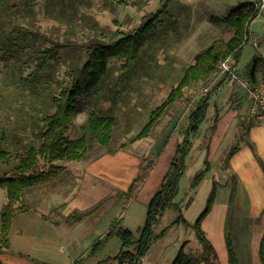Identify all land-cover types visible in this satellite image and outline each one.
<instances>
[{"label":"rangeland","instance_id":"1","mask_svg":"<svg viewBox=\"0 0 264 264\" xmlns=\"http://www.w3.org/2000/svg\"><path fill=\"white\" fill-rule=\"evenodd\" d=\"M242 1L244 0H204L205 4L201 2L200 6H205L206 10L201 8L200 14L196 11V19L203 18L197 22L193 20L195 25L190 23L193 3L188 1L182 4L179 0H37L34 3L27 0H4L0 4V145L11 150L16 163V154L23 153L29 145L40 142V134L46 128L42 118L55 111L52 96L69 85L71 69L83 65L87 59L83 47L92 42L110 43L117 38L116 32L119 31L133 32L142 24L145 15L153 14L167 3V9L157 22L153 37L144 45L133 67L123 71L121 67L124 60L121 57L110 58L109 73L104 82L82 97L83 111L76 115L66 133L72 139L81 136L93 110L116 118L111 144L102 146L94 141L89 156L79 162L97 160L105 154L113 153V160L122 164V168L113 170L111 175V181L115 185L111 192L108 193L107 184L100 187V192H107L108 195H105V201L94 210L104 205L98 215L107 213L111 220L114 216L123 215L138 236L139 228L137 231L136 227L140 225L141 217L144 218L146 214L145 193L155 182V175L160 174L169 160L173 159L177 143L185 137L188 115L204 94L205 82L201 81L186 88L184 97L176 100L150 134L142 138L136 136L148 121L151 110L168 96L188 65L195 62L196 54L214 41H227L231 38V30L220 29L209 17L227 15L234 5ZM255 1L260 8V15L250 24L248 41L239 60L234 57L240 74L251 81L253 79L250 72L255 60L258 66L256 80L264 79V0ZM201 22L205 23L202 27L205 34L197 43L194 41L197 35L194 30L196 27L201 28ZM184 41H187V45ZM58 44H70L71 47L52 50L51 59L47 64L43 63L44 68L39 70L40 63L44 61L41 55ZM222 79V87L217 92L214 90L212 95L201 134L191 139L193 144H207L208 137L203 138L204 132L206 127H211L209 125L213 123L217 110L219 115L226 118L238 114L241 120L245 117L251 121L248 114L249 102L244 90L233 81ZM172 124L174 131L165 135L164 131L171 128ZM239 127L236 135L231 136L232 149L239 147L245 138V128L241 125ZM167 140L169 145L166 148ZM194 148L195 146L191 147L187 156V168L181 178L180 191L176 198V201L181 202L189 222H194L205 207L212 186L217 185V178L234 180L232 175L226 176L228 165L223 164V156L215 160L213 173L217 177L213 180L205 177L197 187L192 188L195 176L207 168L206 162L202 166L197 163L196 157H190L196 151ZM119 151L121 156L116 158L118 155L114 154ZM59 162L65 166L67 162L76 161ZM142 163L145 166L150 165L149 173L130 206L129 202L120 201L116 195L128 190L132 181L140 176ZM0 170L7 171L9 167L0 162ZM54 182L55 178L34 187L45 192ZM87 191L83 186L80 196L93 199V193ZM227 194V190L221 191L217 204L204 220V228L217 250V263L231 264L227 246V236L231 233L240 264H261L258 248L264 233V213L259 217L243 218L240 216V206L235 205L229 216L227 215L226 229L223 231L220 222L224 220L221 217L222 204L225 205ZM6 197V189L3 187L0 189V210ZM234 198L232 202L227 199V202L233 205ZM18 205L36 209L41 206L30 199L20 201ZM61 207L63 204L53 211L60 210ZM16 214L19 212L16 211ZM55 215H61V212ZM178 215L177 208L171 207L165 211L156 226V232L165 229L164 234L153 242L141 264H170L180 249L192 259L201 254V244L194 230L183 223L174 224ZM120 246V238L114 236L89 262L97 263L108 256H114Z\"/></svg>","mask_w":264,"mask_h":264},{"label":"trees","instance_id":"2","mask_svg":"<svg viewBox=\"0 0 264 264\" xmlns=\"http://www.w3.org/2000/svg\"><path fill=\"white\" fill-rule=\"evenodd\" d=\"M3 1L0 0V4ZM27 1L34 3L37 0ZM166 9L167 3L153 14L145 15L142 24L133 32H116L117 38L110 43L92 42L83 47L86 50L87 59L83 65L81 64L71 69L69 85L63 87L58 94L52 96L55 111L42 118L46 128L40 134V142L31 144L23 153L16 154V163L11 150L0 145V162L9 167L7 171L2 172L0 170V189L4 187L7 195V202L0 210V253L6 252L10 247L9 233L12 218L16 214V211L29 209L28 206L18 205L23 193L27 189L59 176L65 169V166L59 161H80L87 158L94 141L102 146H109L111 144L117 120L112 115L100 114L94 110L90 112L84 125V133L81 136L72 139L66 133L76 115L83 111L82 97L97 89L104 82L109 73L110 58L121 57L124 60L121 67L123 71L132 68L138 60L144 45L153 37L157 29V22L161 20V15ZM259 15L260 8L255 0L239 2L230 9L227 15H211L209 19L213 24L220 29L225 28L233 32L231 38L227 41H214L196 54L195 62L188 65L183 76L168 96L151 110L148 121L136 137L142 138L150 134L153 127L160 122L162 116L176 100L184 97L185 89L201 81H206L216 70L221 59L232 55L239 60L244 45L248 41L250 24ZM70 47V44H65V46L58 44L51 49H47L41 55L44 61L40 63L39 70L44 68L45 65L43 63L47 64L46 62L51 59L52 50ZM257 70V61L255 60L253 70L250 72V77H252L253 81H256ZM222 82L223 79L211 91L203 94L188 115L189 122L185 129L186 135L181 142L177 143L176 152L170 162L169 168L159 188L153 193L147 203L145 221L139 235L136 236L129 227L124 225L122 218L115 217L111 221L107 231L101 237L94 240L86 255L77 258L71 264H141L143 258H145L151 249L153 242L163 236L165 229L162 231L163 233H157L156 226L159 224L165 211L171 207L177 208L179 211L174 224L183 223L194 230L201 244V254L196 259H192L187 256L183 249H180L170 264H218L217 250L204 228V220L214 206L217 196V185L214 184L212 186L206 205L194 222H189L186 219L184 208L181 202L176 201V198L180 191L181 178L187 168V156L193 146L191 139L197 136L201 123L206 119L210 98L214 90L216 91L221 86ZM218 118L219 113L217 111L214 115L211 128L214 129L216 127ZM236 149L237 147L229 151L227 159H230ZM209 168L207 165V168L201 170L195 176L191 184L192 188L200 184ZM149 169L150 165L145 166L142 163V171L140 170L139 172L140 176L132 181L128 190L118 195L126 198L127 201L132 200L136 196L141 183L146 179ZM235 189V186H233L230 202L233 201ZM95 207L85 211V213H89ZM60 210H52L49 213L56 212L59 214ZM55 214H46L45 216L58 223L63 218L76 220L83 213L75 211L67 216L57 215L58 217ZM114 236H118L121 240L120 249L114 256H108L97 263L86 261L87 258L97 256ZM227 246L230 263L240 264L231 233H228L227 236ZM258 254L261 264H264V233L259 242ZM17 255L29 258L39 264H54L29 254L18 253ZM1 264L4 263L1 262Z\"/></svg>","mask_w":264,"mask_h":264},{"label":"crops","instance_id":"3","mask_svg":"<svg viewBox=\"0 0 264 264\" xmlns=\"http://www.w3.org/2000/svg\"><path fill=\"white\" fill-rule=\"evenodd\" d=\"M179 1L182 4H185L184 1L193 3V10L191 11L192 19H190V23L196 25L195 22L201 20L203 17L201 19H196L195 13L196 11L199 13L200 9L203 8L200 6V3L202 2L204 5V0ZM215 2L217 3V1ZM203 9L206 10L205 6ZM193 20L195 21L194 23ZM204 24V22H201L199 25L201 28L196 27L194 30L195 34H197L194 41L197 43H199L200 38L203 37L202 35L205 34L203 33L205 30L202 29V27L205 26ZM212 30L214 29L212 28ZM184 42L187 45V41ZM181 47H183V44H181ZM222 85L223 84H221L220 88ZM211 99L212 97L209 103ZM250 120L251 121L245 117L241 120L238 114L230 115L228 118L220 114L216 127L214 129L211 128L213 125L212 123L209 125L211 126L209 127L210 130H208V127L205 129L206 131L204 132L203 138L206 136L208 137L207 144L198 146L194 142L192 146H195L194 151H196L193 152L190 157H196L195 159L198 164L203 166L206 162V166L208 165L210 167L205 177H208V179L211 178L212 180L217 177L215 173H213L215 170V160L223 156V164L228 165L226 176L230 177L232 175L234 177L233 181L229 179H216L218 180L217 196L213 208L217 204L218 197L222 190H227V199L229 200L232 187L235 186L236 188L233 205L229 204L227 199L224 201L225 205L222 204L223 214H221V217L223 216L224 220L220 223L222 224L221 229L223 231L226 229L227 215L229 216L231 208H234L235 205L240 206V216L243 218H250L252 216L259 217L264 213V122H259V120L253 117H250ZM202 123L197 137L202 132ZM240 125L245 128L243 135L245 138L242 140L239 147L235 146L237 147L236 151L230 159H227V154L232 149L230 148L231 136L236 135L240 129ZM173 126L172 124L171 128L164 131L165 135L172 133V130L174 131ZM167 144L169 145L168 140L165 143V147L168 146ZM120 154L119 151L114 155H118L116 157L118 158L121 156ZM112 155L113 153H108L97 160H88L85 163L79 161L67 162L65 163L63 172L55 178L53 185L48 187L45 192L34 186L27 189L25 193H23L21 201L30 199L31 201H37L42 207L39 206V208L36 209L28 206V210L19 211V214L13 216L9 233L10 247L6 252L0 253V264L1 262L4 264H39L29 258L17 255L18 253L29 254L54 264H71L77 258L86 255L94 240L104 234L111 221L116 217L114 216L111 220V217L108 216L109 214L107 215V213L98 215L104 205H101V207H98L96 210L93 209L94 211L91 210L89 213H85V211L102 204L105 198H107L105 195H108L112 187L115 186L111 181V175H113V170L121 169L122 164L119 163L118 160L114 161ZM170 162L171 159L166 168L160 174L157 173V175H155V182L146 191V198H144L145 210L147 209L149 199L156 191V188L168 170ZM123 168L125 171L127 170L126 167ZM106 184L109 186L108 193L102 194L100 192V187H104ZM83 186L86 187L88 193H93V199H86L80 196ZM116 196L120 201H127L124 197H120L119 195ZM134 199H136V196L132 200L127 201L130 203V206L135 201ZM4 200L5 202L2 203V206L7 202V199ZM61 204L64 205L61 216L70 215L75 211L82 212L83 214L76 220H67L63 218L58 223L45 216L48 212L59 207ZM145 216L144 218L141 217L140 225L136 227L137 231L139 228V232L145 221ZM101 217L103 218L102 221L100 220ZM117 217L122 218L123 224L133 231L134 228L127 224L126 218L123 215H117ZM117 244H115V246ZM90 258H87L86 261L89 262Z\"/></svg>","mask_w":264,"mask_h":264},{"label":"built area","instance_id":"4","mask_svg":"<svg viewBox=\"0 0 264 264\" xmlns=\"http://www.w3.org/2000/svg\"><path fill=\"white\" fill-rule=\"evenodd\" d=\"M222 78L233 81L244 90L249 102L250 117L264 122V79L251 81L241 75L235 58L229 55L219 61L216 70L204 81V94L211 91Z\"/></svg>","mask_w":264,"mask_h":264}]
</instances>
